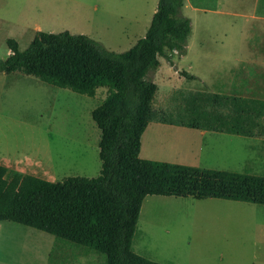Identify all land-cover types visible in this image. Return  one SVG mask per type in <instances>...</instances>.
<instances>
[{"label": "rangeland", "instance_id": "374dc122", "mask_svg": "<svg viewBox=\"0 0 264 264\" xmlns=\"http://www.w3.org/2000/svg\"><path fill=\"white\" fill-rule=\"evenodd\" d=\"M157 2L0 0V59L10 53L7 38L16 40L23 50L37 31L83 34L109 51H125L144 36ZM183 4L182 13L192 23L187 52L178 57L166 51L173 64L159 57L160 66L150 74L157 84L154 107L172 110L179 90L264 99V8L260 1L184 0ZM182 70L195 78L187 79L180 74ZM23 75L28 78L18 82L0 77V150L49 160L54 166L53 182L96 177L101 165L100 132L90 113L107 89L99 87L94 97H88ZM139 157L264 176V138L260 137L152 121L141 136ZM0 225V264L105 262L103 255L85 253L44 231L9 221ZM132 249L166 264H264V205L146 196Z\"/></svg>", "mask_w": 264, "mask_h": 264}, {"label": "trees", "instance_id": "16d2710c", "mask_svg": "<svg viewBox=\"0 0 264 264\" xmlns=\"http://www.w3.org/2000/svg\"><path fill=\"white\" fill-rule=\"evenodd\" d=\"M259 1L264 8V0ZM183 3L158 0L144 36L122 52L67 31H37L23 50L16 40L6 39L10 53L0 59V73L31 75L88 97L99 87L107 92L90 113L100 132L99 174L52 182L0 165V221L32 227L85 253L103 255L104 264H166L132 249L146 196L264 205L263 175L139 157L141 136L152 121L264 138V99L179 90L172 110L154 107L157 84L150 74L160 66L159 57L173 64L166 51L178 57L187 52L192 23L182 13ZM180 74L195 78L184 70Z\"/></svg>", "mask_w": 264, "mask_h": 264}, {"label": "crops", "instance_id": "0c3cea01", "mask_svg": "<svg viewBox=\"0 0 264 264\" xmlns=\"http://www.w3.org/2000/svg\"><path fill=\"white\" fill-rule=\"evenodd\" d=\"M39 29L40 27L36 26V30H39ZM32 39L33 38H31V40ZM0 77L6 80L9 78H13L15 82H18L17 80L19 79L28 78L27 76L24 77V75L19 72H14L10 74L0 73ZM171 126H175V125H171ZM0 165L8 168L9 170L18 171L22 174L32 175V176L42 178V179L52 181V182L55 177L54 168H53L54 166L49 163V160L46 159V161H44L42 158L34 156L32 154H20L19 155L17 152L10 153V152H5L3 150H0ZM147 218L148 220L150 219L149 216H147ZM0 222H3V221H0ZM5 232H8L7 229ZM46 264H48V261L46 262Z\"/></svg>", "mask_w": 264, "mask_h": 264}, {"label": "bare ground", "instance_id": "6f19581e", "mask_svg": "<svg viewBox=\"0 0 264 264\" xmlns=\"http://www.w3.org/2000/svg\"><path fill=\"white\" fill-rule=\"evenodd\" d=\"M166 139V138H165ZM164 140V139H163ZM48 151V150H47Z\"/></svg>", "mask_w": 264, "mask_h": 264}]
</instances>
